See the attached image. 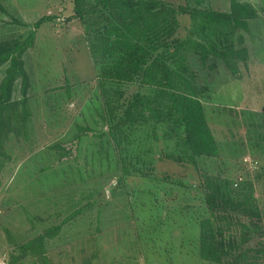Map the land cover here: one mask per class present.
I'll use <instances>...</instances> for the list:
<instances>
[{
	"label": "rangeland",
	"instance_id": "obj_1",
	"mask_svg": "<svg viewBox=\"0 0 264 264\" xmlns=\"http://www.w3.org/2000/svg\"><path fill=\"white\" fill-rule=\"evenodd\" d=\"M164 1L177 9H231V0ZM240 1L252 3L258 17L247 30H238L243 38L237 47L246 54L238 58L237 72L220 59L192 62L206 79L208 89L200 98L221 151L194 164L160 158L165 148L153 139L149 124L136 130L130 144L109 134L85 26L78 18L67 20L74 0H0L1 43L23 40L39 18L56 16L36 29L23 55L27 80L19 77L13 87L17 109L28 98L31 116L24 134L10 133L6 155L0 157V264H12L21 243L81 208L82 214L46 241L54 264H207L194 250L199 219L207 213L204 189L210 174L236 184L248 180L264 212V0ZM178 16L179 32L185 34L191 15ZM9 64L0 66V82ZM137 88V83L128 85L126 96ZM137 154L155 155L153 176L158 177L146 180L134 172ZM125 165L131 171L126 179ZM157 181L159 188L152 189L162 207L158 216L151 198L137 193ZM183 239L187 242L181 244ZM17 264L38 263L29 256Z\"/></svg>",
	"mask_w": 264,
	"mask_h": 264
},
{
	"label": "trees",
	"instance_id": "obj_2",
	"mask_svg": "<svg viewBox=\"0 0 264 264\" xmlns=\"http://www.w3.org/2000/svg\"><path fill=\"white\" fill-rule=\"evenodd\" d=\"M179 13L191 15L185 34L179 32ZM257 17L255 6L240 0H231L230 11L208 7L189 10L187 6L177 9L164 0H74V13L67 20L78 18L85 26L99 68L109 134L118 143L130 144L136 130L149 124L153 139L162 141L165 148L160 158L197 164L199 157L218 156L221 151L200 98L208 89L206 79L200 78L192 62L205 64L210 58L220 59L237 72L238 60L246 54L237 47V40L243 38L238 30H247L250 20ZM55 18H39L23 40L0 42V66L10 62L0 82V157L6 155L10 133L24 134L21 131L31 116L28 98L20 102V110L16 107L19 102L12 99L15 81L19 77L27 80L23 55L32 47L36 29ZM210 67L214 65L210 63ZM131 83H137L138 88L127 97L125 89ZM143 148L141 152L147 151ZM135 159V173L151 181L158 177L153 176L155 155L144 158L137 154ZM130 174L125 165L123 178ZM163 180L176 182L169 177ZM158 181L137 191L151 198L157 216L162 207L154 201L157 197L152 186L159 188ZM204 192L207 213L199 219L200 236L194 250L199 258L207 264H264V212L253 184L248 180L236 184L231 178L210 174L206 175ZM133 193L137 194L136 190ZM83 212V208L75 210L63 222L21 243L18 254L11 255V263L34 256L38 264H54L46 241Z\"/></svg>",
	"mask_w": 264,
	"mask_h": 264
}]
</instances>
